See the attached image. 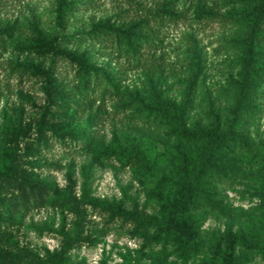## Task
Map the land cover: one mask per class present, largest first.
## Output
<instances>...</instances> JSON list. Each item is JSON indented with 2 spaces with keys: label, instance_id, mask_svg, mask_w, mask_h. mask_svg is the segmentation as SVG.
Masks as SVG:
<instances>
[{
  "label": "rangeland",
  "instance_id": "obj_1",
  "mask_svg": "<svg viewBox=\"0 0 264 264\" xmlns=\"http://www.w3.org/2000/svg\"><path fill=\"white\" fill-rule=\"evenodd\" d=\"M80 1L82 5L67 18L65 33L75 28L86 31L88 23L100 17L111 16L121 21L149 15L162 0ZM196 1L175 0L173 9L179 13L177 18L150 17L154 41L145 43L133 55L117 49L106 38H85L82 42L69 43V47L88 48L92 59L113 73L123 91L122 98L106 92L101 99V90L95 88L88 106L76 113L75 120H70L67 112L51 108L52 123L69 122L78 131L86 130L92 144L85 148L79 142L62 143L50 130H45L49 145L33 156L25 153L24 146L27 139L31 141L37 134L38 118L46 101L42 89L44 76L15 68L12 62L26 58L48 65L47 53L20 50L17 46L29 39V18H35L45 30L58 33L53 27V0H0V25L17 24L14 37H0V160L7 162L15 154L18 164L28 170L31 168L40 180L56 188L43 205L32 209L6 236L42 254L44 248H58L64 239L62 233L73 234L78 226L80 236L87 239L70 248L72 264H102V261L125 264V256H130L134 263L139 250L140 264H149L154 259L159 264H180L182 258L176 244L181 241L199 250L188 264H205L204 259L212 256L216 264H222L224 257H238L242 251L239 245L232 250L229 248L227 228L234 232L250 231L264 242V198L254 191L255 187L264 189V84L258 91L261 112L245 118L243 131L248 147L231 156L236 175L232 181L217 186L221 194L219 209L190 211L200 218L196 227L181 220V216H175L185 230L164 229L161 233L165 238L164 247L161 243H144L141 233L152 234L156 229L153 226L142 228L137 223L148 215H158L163 207L171 204L149 190L156 182L157 173L170 167V155L176 150L175 138L167 128L158 122L145 123L136 113L137 101L144 99L148 91L147 77H152L167 96L179 100L189 69L190 36H195L205 68L190 105L189 122H208L209 94L224 121L233 96L230 77L238 68V50L230 43V38L239 31V26L223 15L229 8L226 0H201L213 7L217 15L213 19L195 20L192 11ZM54 76L66 85L65 90L76 82L73 68L61 58L56 59ZM128 92L136 95V99H130ZM87 121L90 124L85 128ZM131 142L137 143L151 158V164L133 160L123 165L117 158L103 155L105 148L114 144L128 146ZM89 161L93 164L88 177L90 194L101 199L122 200L127 217L110 219L108 213L85 203L81 184L85 164ZM31 162L37 165L30 166ZM68 168L72 170L74 185L69 197L63 198L61 194L69 184L65 175ZM240 264H264V256L252 255L249 261Z\"/></svg>",
  "mask_w": 264,
  "mask_h": 264
},
{
  "label": "trees",
  "instance_id": "obj_2",
  "mask_svg": "<svg viewBox=\"0 0 264 264\" xmlns=\"http://www.w3.org/2000/svg\"><path fill=\"white\" fill-rule=\"evenodd\" d=\"M175 0H162L160 5L149 15L139 16L132 20H113L111 16L91 20L88 28L83 31L75 28L65 33L67 18L79 6L80 0H53V27L58 33L45 30L35 18H29L27 28L30 31L29 39L24 44H18L20 50H37L47 53L48 65L39 61L22 59L13 61L15 68L29 70L33 74L44 76L42 89L46 94V101L42 106L37 122V134L31 141L26 140L24 151L28 155H38L42 147L49 145V138L45 130L59 142L81 143L83 147L90 148L92 138L86 130L78 131L69 122L54 124V112H67L70 120H75L76 113L88 106L93 96V90L99 88L100 98L106 92L122 98V89L117 78L104 65L96 63L88 48L79 49L69 47V43L82 42L85 38H106L117 49L124 53L136 54L147 42H153L150 28V17L161 19L177 18L179 13L173 9ZM229 6L223 15L236 22L239 31L230 38V43L237 50V70L230 77L233 96L227 107L224 121L221 120L215 106L213 97L207 95L206 113L208 122L200 120L189 122V113L193 96L196 92L199 77L205 68L201 47L195 36H190L189 69L185 77V86L179 100L165 94L152 77H147L148 91L144 99L137 101L136 113L145 123L158 122L167 128L168 133L175 138L176 150L170 155L171 165L157 173L155 184L149 190L152 195L159 196L168 207H163L158 215H148L138 219V226L147 228L153 226L156 232L148 234L142 232L144 243H161L165 246V238L161 235L164 229L185 230L175 216L196 227L200 221L199 216L191 215L190 211L206 210L217 211L221 205V194L217 186L235 177L236 167L232 154L246 150L248 139L243 131L245 118L261 112L258 91L264 84V0H226ZM197 21L213 19L217 11L204 1L197 0L192 11ZM17 29L16 22H5L0 25V37L12 38ZM57 58L65 60L74 70L75 84L69 90L66 85L54 76V66ZM130 99L136 95L128 92ZM129 104V102H128ZM127 104V105H128ZM123 106L126 104H122ZM90 122H85L84 127ZM106 158L115 157L123 165L133 160L151 164V158L141 150L137 143L131 142L128 146L114 144L103 150ZM31 162L30 166H35ZM92 162L85 164L83 181L81 184L82 197L86 204L93 209L108 213L109 218L115 216L127 217L122 200H108L92 196L89 192L88 177ZM72 170L65 172L69 184L63 198L69 197V191L74 185L71 177ZM56 190L49 183L40 180L34 170L22 167L17 163L13 154L6 161L0 160V264H72L68 253L75 243H83L87 237L80 236V227H75L73 234L64 232L63 242L58 248L52 250L44 248L42 254L38 251L21 246L16 240L6 236L13 227L21 224L22 218L32 209L40 207L47 201L51 192ZM255 194L264 198V189L255 187ZM126 195V194H125ZM136 233V232H134ZM228 246L232 250L235 245L242 249L238 257L226 256L222 264H240L249 261L252 255L264 256V242L260 241L250 231L226 230ZM8 237V238H7ZM177 251L182 258L180 264H188V260L196 253L198 248L186 241L178 242ZM139 254L132 263L130 256H125V264H140ZM240 259V260H238ZM205 264H216L215 258L204 259ZM105 264V262H101ZM149 264H159L157 259ZM176 264V263H174Z\"/></svg>",
  "mask_w": 264,
  "mask_h": 264
}]
</instances>
